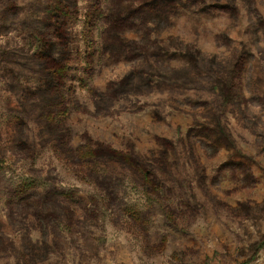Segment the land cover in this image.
I'll return each mask as SVG.
<instances>
[{
  "label": "rangeland",
  "instance_id": "1",
  "mask_svg": "<svg viewBox=\"0 0 264 264\" xmlns=\"http://www.w3.org/2000/svg\"><path fill=\"white\" fill-rule=\"evenodd\" d=\"M0 264H264V0H0Z\"/></svg>",
  "mask_w": 264,
  "mask_h": 264
}]
</instances>
